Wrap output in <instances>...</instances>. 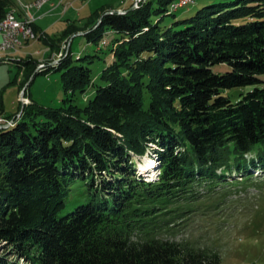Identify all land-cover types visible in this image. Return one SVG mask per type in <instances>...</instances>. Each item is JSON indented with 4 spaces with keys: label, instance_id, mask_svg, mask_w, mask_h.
<instances>
[{
    "label": "trees",
    "instance_id": "obj_1",
    "mask_svg": "<svg viewBox=\"0 0 264 264\" xmlns=\"http://www.w3.org/2000/svg\"><path fill=\"white\" fill-rule=\"evenodd\" d=\"M20 1L0 0V21L11 10L22 17ZM180 1L104 7L85 29L73 23L58 36L85 30L100 44L116 33L99 83L96 54L74 59L70 48L34 74L62 71L63 106L31 100L0 128V264L221 263L218 252L171 236L202 194L219 197L233 172L264 168V0L212 3L162 24ZM220 63L230 70L214 72ZM91 86L93 97L75 103ZM241 86L251 89L236 101L225 94ZM148 150L159 162L153 180L137 173L135 157ZM79 180L87 199L61 214Z\"/></svg>",
    "mask_w": 264,
    "mask_h": 264
},
{
    "label": "rangeland",
    "instance_id": "obj_2",
    "mask_svg": "<svg viewBox=\"0 0 264 264\" xmlns=\"http://www.w3.org/2000/svg\"><path fill=\"white\" fill-rule=\"evenodd\" d=\"M34 1L21 0L20 4ZM131 1L49 0L42 9H31V13L36 17L35 23H38L42 30L34 39L24 42L17 51L10 53L8 57L10 60L0 63V107L4 110L0 118V128L9 127L16 119H20L24 106L29 105L31 100L45 107L63 106V100L67 95L61 81L62 71L51 69L46 73H39L35 78L34 74L42 67L44 69L58 65L70 48L74 59L80 54L83 57L89 55L87 60H90V56L96 54L90 66L92 77L96 83H99L100 73L111 57L109 44L116 33L109 32L105 35L103 43L107 45L102 42L89 44L84 35L85 30L69 37L58 38V36L73 23L80 27L79 30L85 29L82 27L88 19L87 16L96 11H100L98 15H101L104 7L114 8L109 12L115 10L124 13ZM133 1L130 9L138 7L141 0ZM221 1L231 0H193L188 4H184L186 0H182L181 6L174 9L177 11L176 16L166 15L162 24L168 25L174 20L190 17L199 8ZM49 9L50 13L54 12L51 16L40 19L39 16L37 17L38 14ZM94 15L96 16V13ZM46 32L56 36L53 41L45 38ZM18 59H21L25 65H17L15 61ZM212 68L216 73H224L231 67L227 63H220L213 65ZM259 77L262 79L259 86L264 87V74ZM14 78L17 79L12 82ZM95 89L93 86L88 87L85 93L75 97L74 102L84 106L88 99L93 97ZM250 89L251 86L234 87L225 90V94L236 101ZM152 152L148 150L145 155L149 156H144L142 159L135 157L137 173L146 175L147 179L155 178L159 174V162ZM254 155L255 153H251L247 157L253 158ZM150 164L154 165L153 168ZM142 166L152 169L143 173ZM249 175L247 178L242 172H233L229 175V183L225 188L221 186L216 188L215 191L222 192L219 197L209 198L207 194H202L196 201L194 210L176 227V232L171 238L189 241L197 247L218 252L221 256L220 264H264V168L260 165L251 167ZM87 188L83 181H77L66 206L60 213L64 214L86 200L89 195ZM6 245L5 242L0 243V252L5 250Z\"/></svg>",
    "mask_w": 264,
    "mask_h": 264
},
{
    "label": "built area",
    "instance_id": "obj_3",
    "mask_svg": "<svg viewBox=\"0 0 264 264\" xmlns=\"http://www.w3.org/2000/svg\"><path fill=\"white\" fill-rule=\"evenodd\" d=\"M47 2H49V0L34 1L32 3L23 4L22 7L25 11V14L22 17L17 16L16 10L10 11V19L7 20V26L4 29H0V51H8L9 57L10 51L12 50V45L21 44V39H25V37H30L29 26H31V23L35 22L36 18L31 13V9L39 10ZM6 60L8 61L10 59L0 58V63Z\"/></svg>",
    "mask_w": 264,
    "mask_h": 264
},
{
    "label": "bare ground",
    "instance_id": "obj_4",
    "mask_svg": "<svg viewBox=\"0 0 264 264\" xmlns=\"http://www.w3.org/2000/svg\"><path fill=\"white\" fill-rule=\"evenodd\" d=\"M35 1H42V0H35ZM9 19H10V12L6 15V17L2 21H0V29H4L7 26V20H9ZM31 24H33V23H31ZM29 34H30V37H25V39H21V44L12 45V50L10 51V53L17 51L19 46H21L24 42H26L28 40H31V39H34L36 37L35 34H34V31L32 29V26H29ZM4 54L8 55V51H0V56L4 55ZM3 58H6V57H3ZM0 121H1V119H0ZM144 156H149V155H144ZM141 159H142V157H141ZM153 166L154 165H150V167H152V168H153ZM149 168H147V169L146 168H143V169L141 168V172H148L149 170L152 169V168L151 169H149Z\"/></svg>",
    "mask_w": 264,
    "mask_h": 264
},
{
    "label": "crops",
    "instance_id": "obj_5",
    "mask_svg": "<svg viewBox=\"0 0 264 264\" xmlns=\"http://www.w3.org/2000/svg\"><path fill=\"white\" fill-rule=\"evenodd\" d=\"M45 5H46V4H45ZM45 5H44V6H45ZM44 6H43V7H44ZM43 7H42V8H43ZM42 8H41V9H42ZM51 9H52V8H51ZM39 10H40V9H39ZM50 11H51V10L49 9V10L45 11L44 13L38 14L37 17L39 16V19H40V18H42V17H48V16H51L52 13H54V12H51V13H50ZM37 20H38V19H37ZM37 24H38V23H37ZM38 27H39V29L42 30V27H41L39 24H38ZM17 53H18V52H17ZM17 53H16V54H17ZM10 55H11V54H10ZM12 55H13V54H12ZM0 57H1V58H3V57L8 58V55H7V54H4V55H1ZM18 60L21 61V59H18ZM18 60L15 61V62L17 63V65H19V66H21V65L24 66V65H25V63H22V61H21L20 63H18ZM27 67H28V66H27ZM27 67H26L25 70L28 69ZM16 79H17V78H14V79L12 80V82H15ZM20 90H21V89H20Z\"/></svg>",
    "mask_w": 264,
    "mask_h": 264
}]
</instances>
